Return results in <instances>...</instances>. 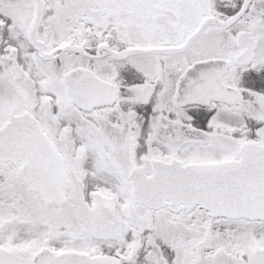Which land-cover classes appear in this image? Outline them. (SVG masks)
<instances>
[{"label":"snow or ice","instance_id":"1","mask_svg":"<svg viewBox=\"0 0 264 264\" xmlns=\"http://www.w3.org/2000/svg\"><path fill=\"white\" fill-rule=\"evenodd\" d=\"M0 264H264V0H0Z\"/></svg>","mask_w":264,"mask_h":264}]
</instances>
